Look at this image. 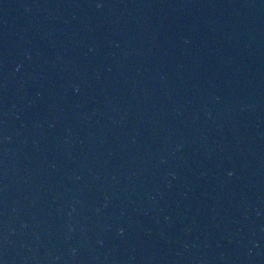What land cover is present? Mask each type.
<instances>
[{
  "label": "water",
  "instance_id": "obj_1",
  "mask_svg": "<svg viewBox=\"0 0 264 264\" xmlns=\"http://www.w3.org/2000/svg\"><path fill=\"white\" fill-rule=\"evenodd\" d=\"M0 264H264V0H0Z\"/></svg>",
  "mask_w": 264,
  "mask_h": 264
}]
</instances>
